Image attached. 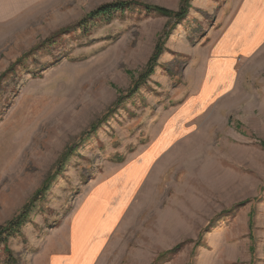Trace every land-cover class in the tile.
Returning <instances> with one entry per match:
<instances>
[{
	"label": "rangeland",
	"instance_id": "1",
	"mask_svg": "<svg viewBox=\"0 0 264 264\" xmlns=\"http://www.w3.org/2000/svg\"><path fill=\"white\" fill-rule=\"evenodd\" d=\"M114 1L0 0V226L52 174L0 264H264V40L228 27L247 0L74 26Z\"/></svg>",
	"mask_w": 264,
	"mask_h": 264
},
{
	"label": "trees",
	"instance_id": "2",
	"mask_svg": "<svg viewBox=\"0 0 264 264\" xmlns=\"http://www.w3.org/2000/svg\"><path fill=\"white\" fill-rule=\"evenodd\" d=\"M189 0H180L179 8L177 11H172L164 7L155 6V5H143L142 3H139L134 0H119L114 2H108L98 5L96 8L91 10L83 19L77 21L74 26H76L77 29H79L80 32L86 33L88 28L90 27L89 20H96V19H103L106 21H109L112 19L113 15L118 12H123L125 9H130L135 6H142L147 11H153L155 13L161 14L166 17L174 18L176 22H179L187 13V9L189 6ZM175 22V23H176ZM174 23V24H175ZM174 24L167 30L164 29L162 32V35L167 37V35L170 32V29L174 26ZM67 30V29H65ZM58 31V33H64L67 31ZM161 52V46L158 44L154 48V51L149 58L145 71L148 73V75L152 72L153 67L156 63L157 56ZM71 154V147H67L64 152L59 157L56 167L61 165L67 157ZM52 178V174H48L47 177L44 179L43 183L41 184L40 188L36 190L34 195L31 197V199L25 203L21 210L9 221H7L4 225L0 226V250L2 249L5 253H7V263L13 262L11 251L7 247V239L10 236H15L20 232L21 226L25 223L27 220V217L30 213V210L33 207L34 202L42 195V193L47 189V186L49 185Z\"/></svg>",
	"mask_w": 264,
	"mask_h": 264
},
{
	"label": "crops",
	"instance_id": "3",
	"mask_svg": "<svg viewBox=\"0 0 264 264\" xmlns=\"http://www.w3.org/2000/svg\"><path fill=\"white\" fill-rule=\"evenodd\" d=\"M238 10L239 13L233 14L229 19L231 24L228 27L242 34L245 39L239 50L252 51L258 48L264 40V0H247L245 4L238 6ZM89 239L90 237L87 240L88 245L91 243ZM81 254L79 263L91 264L93 254L90 258L84 253ZM70 255H51L48 257V264H68ZM75 264L78 262L76 261Z\"/></svg>",
	"mask_w": 264,
	"mask_h": 264
}]
</instances>
